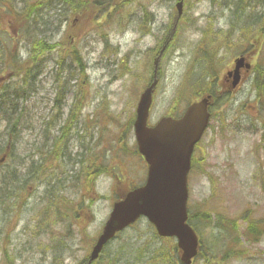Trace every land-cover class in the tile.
<instances>
[{"label":"rangeland","instance_id":"obj_1","mask_svg":"<svg viewBox=\"0 0 264 264\" xmlns=\"http://www.w3.org/2000/svg\"><path fill=\"white\" fill-rule=\"evenodd\" d=\"M8 1L21 9L33 0ZM85 1L81 13L65 1L49 3L23 33L8 27L7 1L0 0V67L9 50L25 65L33 42L59 44L30 66L37 73L22 75L28 95L16 106L13 147L0 152V264L86 260L116 193L144 183L133 118L156 57L149 125L180 116L201 94L214 98L189 173V223L200 242L192 264H264V88L256 86L259 77L264 86V0H185L179 18L177 0ZM239 55L249 56V68L243 64L232 87L227 72ZM22 76L6 70L0 83L13 87ZM59 127L66 131L63 152L46 158ZM5 139L1 122L0 146ZM249 223L261 230L255 239L242 235ZM228 231L241 236L232 253L225 251ZM93 264L181 263L176 240L159 237L140 218Z\"/></svg>","mask_w":264,"mask_h":264},{"label":"water","instance_id":"obj_2","mask_svg":"<svg viewBox=\"0 0 264 264\" xmlns=\"http://www.w3.org/2000/svg\"><path fill=\"white\" fill-rule=\"evenodd\" d=\"M182 2L180 0L176 4L178 15L181 14ZM243 62V57L235 61L233 86L239 80L238 72ZM246 67L249 65L246 64ZM156 83L154 79L140 94L133 122L138 151L147 163L145 183L113 203L91 247L87 264L97 259L104 245L117 232L141 216L155 227L159 236L176 238L182 263L191 264L197 254L198 238L187 223V174L194 146L208 125L210 96L191 103L178 119L162 117L154 126H148Z\"/></svg>","mask_w":264,"mask_h":264},{"label":"trees","instance_id":"obj_3","mask_svg":"<svg viewBox=\"0 0 264 264\" xmlns=\"http://www.w3.org/2000/svg\"><path fill=\"white\" fill-rule=\"evenodd\" d=\"M6 1H7V4L2 5V8H3V11H5L7 15L11 16L10 24L8 25V27L11 30H17L20 32L23 31V33L26 32V29L29 26L30 22L35 21L40 16V12L42 11L41 9L53 1H57L58 3L59 2L63 3V1H65L67 5L70 4L69 6L71 7L72 11H74L75 13H81V11L84 10L83 9L84 4H86L85 0H33L32 2L28 4L22 5L21 9H17L14 4H9V1L8 0ZM239 2H242V0H239ZM1 10L2 9L0 7V20L4 16H6L4 12H1ZM1 15H2V18H1ZM2 23H6V22L3 21ZM5 34L7 35V33ZM254 41L257 42V38H255ZM46 42L47 41L38 40L32 43V46L30 49V55L33 54V56L28 58L27 63L25 65L16 63L14 61L13 55L12 56L10 55L11 50H9L8 51V54H9L8 62L7 63L3 62L2 66L0 67V74L5 72L6 70H9L10 74L15 75L16 77L20 75L21 76L26 75L30 78L31 75L37 73V71L35 72L30 66L34 65L39 60L38 57L40 55L53 51V49L57 48L59 45V44L58 45L48 44ZM21 78L22 79H19V81H17L13 87H11L10 85H4L0 83V123L4 122L6 135L8 136V139H5L6 144L4 146H0V152H3V154L5 153V155L8 154L6 152L8 145H12L13 147V140L11 142L9 135L11 134L14 135V131H16V126L20 123V117L16 115V106L18 105V102H19L18 100L23 99L25 95H28V91L26 87L29 85L28 84L29 81L28 79H25L23 76ZM261 78H262V74H261ZM1 81H3L2 78H1ZM256 83H257L256 86H258L257 90H262L264 88L260 77L258 78ZM58 84H59L58 93L55 97L54 104L56 105V107L60 108L62 105V98H63V92L61 91L63 89V82L58 83ZM76 113H77V108H76V101H75L71 105L68 120L71 118L73 119ZM64 129L65 127H59L58 130L60 132V135L58 137L56 136L52 137L50 147H51V150L53 149V152L52 153L45 152L44 154L46 158L55 159L54 156L57 157L61 152H63L62 144H63V139L66 135V131L63 132ZM38 169H41V167L39 166ZM5 180H6V176H3V181L5 182ZM133 187L134 185H130L124 190H120V191L126 192ZM119 192L116 193V196L119 194ZM219 220L223 221L222 218H219ZM223 223L224 222H222V224ZM260 232L261 230L259 228H258V233L256 232L255 223H249V225L246 228V232H243L242 235H244L245 237L253 235L252 239H255L254 235L257 233V235L259 236ZM228 234H229L231 241L228 244L227 249L225 251L228 253H232V252H235V249H234L235 245L232 242H239V239L241 236L240 234L238 235L234 234L232 231H228Z\"/></svg>","mask_w":264,"mask_h":264},{"label":"bare ground","instance_id":"obj_4","mask_svg":"<svg viewBox=\"0 0 264 264\" xmlns=\"http://www.w3.org/2000/svg\"><path fill=\"white\" fill-rule=\"evenodd\" d=\"M157 64H158V57H156V58H154L153 59V62H152V65H153V68H152V79L148 82V84L141 90V92H140V94L142 93V91L147 87V86H149L152 82H153V80L154 79H156L157 80V82H158V79L156 78V74H157ZM156 86H157V83H156V85H155V88H154V90L156 89ZM140 96V95H139ZM139 99V98H138ZM138 102V101H137ZM136 106H137V104H136ZM135 110H136V107H135ZM135 115V114H134ZM181 117V115L180 116H178V117H176V118H174V117H172L173 119H178V118H180ZM210 118H211V113H210V115H209V121H210Z\"/></svg>","mask_w":264,"mask_h":264},{"label":"flooded vegetation","instance_id":"obj_5","mask_svg":"<svg viewBox=\"0 0 264 264\" xmlns=\"http://www.w3.org/2000/svg\"><path fill=\"white\" fill-rule=\"evenodd\" d=\"M82 263V262H81ZM83 264V263H82Z\"/></svg>","mask_w":264,"mask_h":264}]
</instances>
